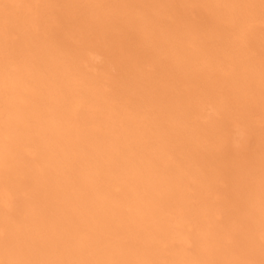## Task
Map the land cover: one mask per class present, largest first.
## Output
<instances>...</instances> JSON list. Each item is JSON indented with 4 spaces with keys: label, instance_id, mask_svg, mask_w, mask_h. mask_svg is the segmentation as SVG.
Instances as JSON below:
<instances>
[{
    "label": "rangeland",
    "instance_id": "374dc122",
    "mask_svg": "<svg viewBox=\"0 0 264 264\" xmlns=\"http://www.w3.org/2000/svg\"><path fill=\"white\" fill-rule=\"evenodd\" d=\"M2 2L5 4L4 11L8 17L6 22L0 24L1 31L3 32L0 35L4 45L8 48L7 52L3 53L2 56L5 54L7 56L5 63L13 62L14 64H19V67L20 65L30 63L31 70L25 74L29 76L26 77L29 78V81L26 80L24 86L26 84L29 86V82H31L30 87L32 89L30 91L34 90L33 84L38 73V71L33 69L37 67L34 63L36 62V57L38 59L42 55L51 53L55 56L57 55L58 62L62 63L60 66L63 70H58L60 74L55 77L52 75V79L56 84L61 83L60 88H57L61 93V97L64 94L66 104H68V99H70L69 105L66 107H62L61 105L58 108L60 109L58 120L64 124L63 131L75 132L76 125L79 127V124L82 125L84 122L87 123V121L88 128H93V126H97L98 124L101 125L103 122L101 118H103L104 114L100 112L94 114L88 107L90 106L91 109L94 107L96 108L95 110H98V107H102V105L108 107L105 104L106 101L108 105L114 104V109L109 107L107 110L116 116L115 122H113L114 125H112L119 134L116 144L117 161L120 162L117 163L114 171H122V164L125 161L127 165L129 163V167L136 166L137 158H135L136 160L128 161L126 158L130 156L134 159L135 155L139 153L137 150L138 145L134 142L135 138L133 136L139 135L136 133V130H138L137 126L141 122V117L145 116L144 113L147 114L143 110L142 113L137 114L134 110L136 104L139 103L136 98L138 93L143 95L146 92L145 94L149 95L151 99L154 97L153 108L166 112L163 113L165 115L163 117V114L157 115L161 120L154 121V124L156 125L157 123L161 128L162 124H167L170 127L171 124L168 121L173 120L176 114H181L183 121H179L183 123V127L186 126L184 129L189 131L187 136L191 142H184L186 140L184 135L183 137L180 136L183 139L177 138L176 140L171 132L164 139L159 137L158 134L155 135L156 137L154 138L156 140H154L152 145L150 144L151 146L156 145L161 147L168 145L167 147L173 150L163 156L164 159H168L167 162L171 161V164L168 163V167L160 169V174L162 173L164 176L168 174V177L170 175H178L180 177L178 178L179 180L170 182L169 190L171 193L160 189L161 187L158 186L153 191L154 193L152 192V195L148 197L154 201L156 199L155 202L157 203H154L157 204V210L155 209V211L146 209V206L142 205L141 202L144 200V197H142L140 192L139 195L130 196L132 204L128 205L127 208L126 206L122 207V209H126L123 210L127 212L125 216H128H126V220L121 221L125 228L123 231L117 227L116 222H108L104 217H102L103 220L100 218L101 221L100 219L93 218L96 222L93 221L92 224L94 226H90V228L87 227L89 224L86 225L87 222H85L90 219H81L87 216L66 218L58 226H55L48 219V216H43V218L40 216L41 211H44V209L51 215L55 211L75 210L74 208L79 206L75 203V197H77L75 192L77 190L72 186L78 182V179L75 178L77 170L71 169V166L75 162L74 160L73 163L70 161L71 159L69 160L72 164L70 166L65 161L64 163H58L56 165L57 168H55L58 171L55 173L57 175L62 174L65 178L67 189L63 197L65 204L59 202L49 205L45 204L42 210L36 208L32 210V207L27 204L26 200L33 193H43L46 191L44 186H39L43 181L40 165L33 163L30 166L28 161H25V157H21L23 161L20 158L17 159L18 161L13 160V163H8V166L5 165L7 174H3V178L0 177V191L2 192L0 194L5 192L4 199H7L10 204H5L0 196V227L5 231V229L9 230L8 227L13 225L14 232H11V235L8 233V236L5 233L4 236L0 235V264L10 263L9 259L10 255L13 254V250L11 248L9 249L11 251L4 249L3 243H9L18 233H23V236L27 237V241L31 239V241L37 243V246L43 245L45 241L52 240L57 242V244L51 247L50 253H47L48 255L42 264H78L80 261H76L71 255L73 249L78 247V244L75 246L74 243L85 242L84 244H88V241L92 244L90 242V233H94L98 228L102 229L103 233L105 232L103 237L112 241L117 240L119 238L117 237L118 235L121 236L120 240L123 241L117 242L120 244V253L106 252L104 249L95 250L90 254L92 256L89 255V258L87 254H84V258L87 259H83L82 261L88 262V259L90 260V258L96 256L97 259L105 257L106 259L109 258L107 260H113V262L109 261L107 264H123L125 261L123 257L126 256L124 254L130 248L126 240L136 235L137 233L135 232H138L140 229V226L138 227V224H135L131 218L132 214L138 212L141 216L150 213L152 218L151 216L150 218L147 216L144 218L143 224L147 222L148 226H152L153 230L159 231L165 227L163 229L164 233H154V236L151 238L154 239V244L150 250L152 257L150 258L151 260L148 259L146 264H264V216L258 219L261 213L264 214V208H262L264 207V0H2ZM27 28H33L32 32H28ZM163 35L166 37H163ZM29 36L34 37V40L26 39ZM151 38L155 40L153 41ZM30 44H32L33 48H29ZM184 47L194 53L176 61L172 54L183 50ZM237 57L238 59L235 60ZM70 59L72 60L70 61ZM64 60L65 62H63ZM175 62H177V65H181L180 63L185 65L184 70L177 69L176 66L175 68L179 73L173 70L174 68L172 67L175 65ZM244 63L255 65L254 71L248 69L244 72L245 75L244 73L241 74L243 65L245 66ZM57 64H53L54 67H52L59 66ZM117 74L118 76L122 75L118 77ZM48 75L50 76V74ZM76 75H78V78L74 80ZM230 75L235 76V79L233 78L232 81L235 84L233 83L227 89V86L223 87L222 79L224 77L229 78ZM62 77L68 78L62 80ZM192 78L196 80L193 81ZM76 82L80 83V85L84 84L82 87L85 91L84 98H82L81 91L70 92L73 90L71 89V85ZM243 84L245 87H243ZM27 85L26 87L28 88ZM220 85H222V89ZM137 87L139 89H136ZM242 87L244 90H242ZM140 89L144 90L140 91ZM220 89L221 91H219ZM156 90H158L157 93ZM238 91L239 93H237ZM236 95L237 97H235ZM125 96L127 97L126 99ZM13 97L12 100L15 99V102L16 99L18 101L23 100V98L19 99L18 96ZM99 97L100 99H98ZM131 97L133 99H130ZM80 98L84 101L83 104L78 105ZM119 99L121 101H118ZM202 99L205 100L203 101ZM8 101H11L10 97L6 100L7 104ZM1 102H3L2 105L6 103L5 99L0 98ZM177 102H183V109L182 106L180 107L181 109L178 107V110H175L176 112L167 116L166 109L175 107L173 105ZM82 105L83 111L86 109V112L79 111L85 117L81 122L82 119H78L77 117L78 112H75L77 107L75 109L74 107ZM215 106L219 107L217 112L219 115L216 113ZM214 107L215 109H213ZM29 109L30 111L34 109L32 104L29 105ZM118 109H121V112ZM128 111L132 112V114L125 113ZM150 111H148L150 115L147 114L148 117L146 115L144 118L148 119L152 115L153 112ZM136 114L140 116L138 117ZM31 115H24L25 117H22L28 120V118L31 119L33 117ZM125 115L127 116L125 117ZM96 116L97 119H95ZM22 117L19 116L21 119ZM104 117L106 116L104 115ZM129 117L131 118L129 119ZM211 120L212 122H210ZM118 122H120L121 127H119ZM154 124L153 126H155ZM131 126L134 128L133 131L127 128ZM164 127L167 128L168 126ZM192 130H195V132ZM30 132L32 133V131ZM239 132L243 135H240ZM153 134L151 133V135ZM191 135L194 137H191ZM51 136V134L48 135L46 141L49 144L52 142L55 145L54 148L60 149L56 139H51L50 141L49 138H52ZM193 139L194 141H192ZM130 141L134 142L132 144L135 148L129 149V146L131 147V144H128ZM34 142L36 141L23 143L21 148L26 153L28 151L31 156H36V143ZM70 143L68 144L70 145ZM123 143L125 144L122 145ZM120 145L122 146L120 147ZM196 145L198 146L194 147ZM70 146V148H73V144ZM186 150L188 153H186ZM184 155L185 157H182ZM124 157L125 160H123ZM184 162L189 165L193 162L195 168H198V170L193 174H188L183 167ZM162 163L158 162L157 164L162 166ZM28 167H30V171L28 174H25L24 169H28ZM14 172H16L15 176ZM136 172L137 170H129L126 173L136 174ZM159 172L157 173L156 171L154 173L160 175ZM181 175H183L184 179ZM35 184L37 187H35ZM106 192L111 195L113 191L108 192L106 190ZM160 203L162 204L159 206ZM158 206L161 209L157 208ZM12 212H18V214L20 212L19 215L21 216L28 215L26 218L21 217L19 219L21 223L15 226L14 223L16 222L12 221L14 220V216L11 215ZM154 214L159 221V223H156L158 226L155 227L153 226ZM15 219L17 220V218ZM106 221L107 223H105ZM130 222L131 226L129 225ZM61 227L62 229H60ZM51 229L53 231H50ZM47 231L51 233L49 236L47 235L49 234ZM68 232L70 233L69 235ZM0 234H2L1 231ZM109 235L112 239L109 238ZM99 237L97 235L94 239L97 240L98 238L99 240ZM25 240L26 238L20 244H26L27 241ZM188 241L191 242L190 246L193 251L186 249L183 244L181 245V243L186 244ZM145 242L147 240L144 239L137 246H141L139 248L142 249L146 248ZM9 246L11 247V245ZM85 246L84 248H87ZM84 248L81 250V253H86ZM122 253L123 256L121 255ZM87 262L84 263L88 264ZM142 263L143 261H140L135 264Z\"/></svg>",
    "mask_w": 264,
    "mask_h": 264
},
{
    "label": "bare ground",
    "instance_id": "6f19581e",
    "mask_svg": "<svg viewBox=\"0 0 264 264\" xmlns=\"http://www.w3.org/2000/svg\"><path fill=\"white\" fill-rule=\"evenodd\" d=\"M9 1V0H8ZM4 6L5 4L2 2V0H0V24L2 22H6L8 17L4 11ZM102 16V15H101ZM91 17V16H90ZM94 17V15H93ZM100 17V16H99ZM99 19V18H98ZM101 23V22H100ZM2 29L0 28V33ZM33 28H27L28 32H32ZM27 32V33H28ZM148 32V31H147ZM3 33V32H2ZM13 33V31H12ZM11 33V34H12ZM154 33V32H153ZM168 34V33H167ZM166 34V36H167ZM5 36V35H4ZM163 35V37H166ZM162 37V35H161ZM5 38V37H4ZM34 38V37H33ZM31 36H29V38H26L28 40L33 41V39ZM22 39V38H21ZM153 39V38H151ZM157 39V38H156ZM164 39V38H162ZM169 39V38H168ZM2 37L0 35V98L1 99H5L6 100L10 97L11 101H8L4 103L7 104L6 106H3L1 102L0 105V177L3 178V174H7L6 169H5V165H7L8 163L12 162L13 160H17L20 159L21 157H25V161H28V163L30 164H39L41 169L40 172L42 174V182L40 183L39 186L41 187H45L46 191L43 193H33L31 194L26 200H27V204H29L32 207V210L34 208L42 210V207L45 204H55V203H64V195L67 191L66 186H65V178L63 177L62 174L57 175L55 172H58L55 168L56 165L58 163H64L66 161V163H68V165L70 166L71 162L73 163V160L75 161L74 164L71 166V169L77 170V175L78 177L75 176V178L78 179V182L75 185H72L74 188H76L75 190H77L75 192V195L77 197L76 198V205H79L78 207L74 208L75 210H62V211H55L54 213H51V215H49L46 210L44 209V211H41L40 216L43 218L48 216V219L51 220L55 226H58L64 219L66 218H70V217H86V218H81L83 220H89V221H85L87 222L86 225H88L87 227L90 226H94L92 223L93 221H95V219L93 218H97L98 220L102 217L106 218V220L108 222H116L117 223V227L121 228V231H123L124 225L123 223H121V221H123L126 216L125 214H127V212H124L123 210L126 209H122L123 206H126V208L128 207V205L132 204V200L130 196H134L136 194L142 195V197H144V200L141 202L142 205H144V207L146 206V209L149 210H154L156 209L157 202L156 199L155 201L153 199H150L148 197H150V195H152V192L155 191V189L158 188V186H160L162 190L166 191V192H170V182L173 180H179L178 178L180 176L178 175H170L168 177L167 175H162V173L160 174L159 170L163 169V167H168V163L171 164L170 162H167L168 159H164L163 156L166 155L167 153H169L172 149L168 148V145H163L161 147H158L156 145H153L154 140H156L155 135H159V137L163 138L166 137V135L171 132L174 136V138L177 140V138L180 140L183 139L181 137H183V135L185 136V141H190L188 139L187 133H189V131L184 128H186V126H182L183 123H181L182 120L181 119V114L178 115L176 114V116L173 117V120H169L168 122L171 124L170 127L167 124H162L163 126H168L167 128H165V130H163V126L162 128L157 125L154 124V121H158V119H160V115H162L163 113H166L165 111L159 110L158 108H153L152 105H154L153 103L154 101V97L151 99L149 97V95H146L144 92V94L142 95L141 93L137 94V102L139 101V103L136 104V108L134 109L136 111V113H142L143 112H147V114L150 112H153L151 116H149L148 119L144 118L146 117V113H144V117H141V122L140 124L137 126L138 130H136L139 135H134L133 137L134 142L136 143V145H138L137 150L139 151V153H137V155H135L134 159L132 157H128L126 158V160H136L135 158H137V162H136V166H131L129 167V163L128 165L123 162L122 164V171H114L115 166L117 165V163H119L118 160V153H117V144H116V140L117 138H119V134L116 131V129H114L113 125L116 119V116H114L113 113L107 111L109 107H112V109H114V104L113 105H108L107 101L105 102V104L108 107H104L102 104V107H98V110H95L96 108L89 106L88 108L90 110H92V112L94 114H96V112H100L103 113L106 117H104L103 115V122L100 124H98L97 126H93V128H88L87 127V123L84 122L82 125L79 124V127H77L78 125L75 126V132L71 131V132H67V131H63L62 129L64 128V124L60 123L58 120V115L60 114V109H58L61 105L63 106H67L70 103V99H68V104H66V99L64 94L62 95V97L60 96V92L59 89L57 87L60 88L61 83H55L52 79V77L57 76L58 74H60L58 72L63 70L62 67L60 66L62 63L58 62L56 56L54 54L49 53L48 55H42L41 57H39L36 59L35 65H37V67L33 68L36 71H38V73L35 71V73H37V78L34 82V90L35 92H31L30 89H32V87H30L31 82H27L29 84L28 88L26 87V85L24 86V83H26V80L29 81V77L28 75H25L27 72H29L30 69V63H27L26 65H17L16 63L14 64L13 62L11 63H5L7 60V56L6 54L2 56L3 53L7 52L6 50H8V48H6V46L4 45V42L2 41ZM25 40V39H24ZM143 40V39H142ZM155 39H153L154 41ZM158 40V39H157ZM156 40V41H157ZM164 41V40H162ZM167 41V40H166ZM30 42V41H29ZM11 43V41H10ZM26 43V42H25ZM156 43V42H155ZM33 48L32 44L29 45V48ZM37 48V47H36ZM53 48V47H52ZM133 48V47H132ZM186 47L183 48V50L176 52L173 55V58L177 61V60H181L180 58H185L187 55H190L192 52L191 50L185 49ZM66 49V48H64ZM175 49V48H174ZM43 50V49H42ZM58 50V49H57ZM77 50V49H76ZM99 50V49H98ZM97 50V51H98ZM4 51V52H3ZM11 51V50H10ZM9 51V52H10ZM30 51V50H29ZM63 51V50H62ZM72 51V50H71ZM45 52V51H44ZM49 52V51H48ZM95 52V51H94ZM170 52V51H169ZM13 53V52H12ZM34 53V51H33ZM61 53V52H60ZM76 53V52H75ZM171 53V52H170ZM169 53V54H170ZM47 54V53H46ZM57 54V53H56ZM14 55V54H13ZM171 55V54H170ZM23 56V55H22ZM53 56V59H52ZM64 56V55H63ZM123 56V55H122ZM138 56V55H137ZM146 56V55H145ZM239 56V55H238ZM68 58V57H67ZM73 58V57H72ZM78 58V57H77ZM76 58V59H77ZM94 59V58H93ZM139 59V58H138ZM238 59L235 58V60ZM26 60V59H25ZM32 60V59H31ZM67 61V59H65ZM65 60L63 62H65ZM72 59H70L71 61ZM78 60V59H77ZM76 60V61H77ZM80 60V59H79ZM34 61V60H33ZM60 61V60H59ZM9 62V61H8ZM22 62V61H21ZM20 62V63H21ZM31 62V61H29ZM58 63V64H57ZM84 63V62H83ZM177 62H175V65L172 67L174 68L173 70H176L175 66L177 67V69H181L184 70L185 65H183L182 63H180L181 65H177ZM179 63V61H178ZM230 63V62H229ZM252 63V62H251ZM23 64V63H22ZM53 64H57L59 66H56L55 68H53ZM68 64V63H67ZM136 64V63H135ZM174 64V63H173ZM172 64V65H173ZM245 64V63H244ZM53 66V67H52ZM68 66V65H67ZM86 66V65H85ZM255 67V65L253 64H245V66L243 65L242 68V73L243 74L246 70L250 69L252 71L253 68ZM68 68V67H67ZM82 68V67H81ZM187 68V67H186ZM185 68V70H186ZM234 68V67H232ZM65 69V68H64ZM70 69V68H69ZM258 69V68H257ZM75 71V70H74ZM73 71V72H74ZM177 71V70H176ZM34 72V71H33ZM93 72V71H92ZM96 72V71H95ZM178 72V71H177ZM182 72V71H181ZM187 72V70H186ZM237 72V71H236ZM256 72V71H255ZM97 73V72H96ZM179 73V72H178ZM232 73V71H231ZM249 73V72H248ZM246 73V74H248ZM24 74V75H22ZM50 74V76L48 75ZM93 74V73H92ZM150 74V73H149ZM185 74V73H184ZM188 74V73H187ZM229 74V73H228ZM33 75V74H32ZM53 75V76H52ZM79 75V74H78ZM78 75L75 76V79L78 78ZM122 75V74H120ZM119 75V76H120ZM148 75V74H147ZM194 75V74H193ZM192 75V76H193ZM234 75V73H233ZM245 75V73H244ZM254 75V74H253ZM31 76V74H30ZM35 76V75H34ZM49 76V77H48ZM92 76V75H91ZM90 76V78H91ZM118 76V74H117ZM118 76V77H119ZM196 76V74H195ZM226 76V75H225ZM239 76V75H238ZM242 76V75H241ZM151 77V76H150ZM200 77V76H199ZM205 77V76H204ZM235 76L230 75L229 78H225L222 79L223 87L227 86V89H229L234 82L233 78ZM244 77V76H243ZM242 77V78H243ZM32 78H34L32 76ZM68 77H62V80L67 79ZM122 78V76H121ZM120 78V79H121ZM147 78V77H146ZM117 79V78H115ZM154 79V78H153ZM190 79V78H189ZM193 81L198 79V77H196V79L192 78ZM235 79V78H234ZM60 80V79H59ZM144 80V79H143ZM201 80V77H200ZM31 81V80H30ZM61 81V80H60ZM69 81V80H68ZM84 81V80H83ZM119 81V80H118ZM123 81V80H122ZM54 84H53V83ZM175 82V81H174ZM221 82V80H220ZM237 82H238V77H237ZM96 83V81H95ZM112 83V82H111ZM136 83V82H135ZM156 83V82H155ZM163 83V82H162ZM172 83V82H171ZM207 83V82H206ZM115 84V83H114ZM118 84V83H117ZM173 84V83H172ZM235 84V83H234ZM240 84V83H239ZM87 85V84H86ZM85 85V86H86ZM97 85V84H96ZM125 85V84H124ZM128 85V84H127ZM136 85V84H135ZM164 85V84H163ZM218 85V84H216ZM222 85H220L221 89H222ZM242 85V83H241ZM73 90H71L70 92H76V91H81L80 93H82L81 95H83L82 98H84L85 96V91L82 89V87L84 86V84L82 83V85H80V83L78 84L77 82L74 83L73 85H71ZM89 86V85H88ZM98 86V85H97ZM140 86V85H139ZM143 86V85H142ZM148 86V85H147ZM176 86V85H175ZM30 87V88H29ZM65 87V86H64ZM145 87V86H144ZM157 87V86H156ZM219 87V86H217ZM243 87L244 84H243ZM242 87V90H244ZM66 88V87H65ZM149 88V86H148ZM174 88V87H173ZM87 89V88H86ZM97 89V88H96ZM111 89V88H110ZM136 89H139V87H137ZM142 89V88H141ZM140 91H143L141 90ZM154 89V88H153ZM221 89L219 91H221ZM241 89V88H240ZM93 90V89H92ZM124 90V89H123ZM146 90V89H145ZM155 90V89H154ZM209 90V89H207ZM206 90V92H207ZM95 91V89H94ZM113 91V90H112ZM118 91V90H117ZM129 91V90H128ZM149 91V90H148ZM152 91V89H151ZM150 91V92H151ZM158 90H156L157 93ZM233 91V88H232ZM237 91V90H236ZM97 92V91H95ZM123 92V91H122ZM135 92V91H134ZM138 92V91H137ZM223 92V91H222ZM104 93V92H103ZM110 93V92H109ZM124 93V92H123ZM205 95L206 93L203 92ZM221 93V92H220ZM225 93V92H224ZM239 93V91L237 92ZM243 93V91H242ZM107 94V93H105ZM103 94V95H105ZM121 94V93H120ZM148 94V92H147ZM151 94V93H150ZM195 94V93H194ZM99 95V93H98ZM97 95V96H98ZM159 95V93H158ZM208 95V94H207ZM232 95V94H231ZM13 96H18L19 99L23 98V100H17L15 102V99L12 100V98H14ZM64 96V97H63ZM87 96V95H86ZM96 96V95H95ZM109 96V95H107ZM120 96V95H118ZM127 96V95H126ZM125 96V99L127 98ZM239 96V95H238ZM102 97V96H100ZM100 97L98 99H100ZM123 97V96H121ZM178 97V96H176ZM196 97V96H195ZM237 97V95L235 96ZM118 98V97H117ZM129 98V97H128ZM149 98V100H147ZM185 98V97H184ZM211 98V97H210ZM89 99V98H88ZM91 99V98H90ZM103 99V98H102ZM112 99V98H111ZM122 99V98H120ZM118 101H121V100ZM130 99H133V97H131ZM135 99V98H134ZM176 99V98H175ZM93 100V99H92ZM136 100V99H135ZM156 100V99H155ZM170 100V99H169ZM185 100V99H184ZM197 100V99H196ZM203 100V99H202ZM205 100V99H204ZM203 100V101H204ZM215 100V99H214ZM72 101V100H71ZM83 101L81 98L79 99L78 105L79 104H83ZM104 101V100H103ZM117 101V100H116ZM127 101V100H126ZM132 101V100H130ZM160 101V100H159ZM190 101V100H189ZM93 102V101H92ZM97 102V101H96ZM102 102V101H101ZM112 102V101H111ZM161 102V101H160ZM169 102V101H168ZM172 102V101H171ZM176 102V101H175ZM199 102H201L199 100ZM219 102V101H218ZM217 102V103H218ZM89 103V102H88ZM95 103V101H94ZM120 103V102H119ZM193 103V102H192ZM191 103V104H192ZM205 103V102H204ZM32 104L34 109H32L30 111L29 109V105ZM98 104V103H96ZM95 104V105H96ZM100 104V103H99ZM126 104V103H125ZM133 104V102H132ZM157 104V103H156ZM171 104V103H170ZM73 105V104H72ZM94 105V106H95ZM117 105V104H116ZM120 105V104H118ZM163 105V104H162ZM183 105V102H177L174 103L173 106L175 107H171L166 109L167 111V116L171 115L172 113L176 112L179 107V109H181L180 107ZM241 105V104H240ZM93 106V105H92ZM172 106V105H171ZM219 106V105H218ZM221 106V105H220ZM244 106V105H243ZM77 107V108H76ZM118 107V106H117ZM128 107V106H127ZM130 107V105H129ZM133 107V106H132ZM166 107V106H165ZM187 107V106H186ZM196 107V106H195ZM216 107V109H215ZM213 109L216 110V113L218 112V108L217 106H215ZM222 107V106H221ZM76 108L75 112L77 113V117L78 119H82L81 122L85 119V117H83L82 113H79V111H83V105L82 106H75L74 109ZM134 108V107H133ZM175 108V109H174ZM185 108V106H184ZM188 108V107H187ZM241 108V106H240ZM111 109V110H112ZM163 109V108H162ZM164 109V110H165ZM183 109V106H182ZM222 109V108H221ZM107 112H106V111ZM121 110V109H120ZM118 109V111H120ZM176 110V111H175ZM195 110V109H194ZM89 112V110H87ZM115 111V110H114ZM112 111V112H114ZM123 111H125V109H123ZM127 111V110H126ZM180 111V110H179ZM178 111V112H179ZM62 112V111H61ZM86 112V109L85 111ZM121 112V111H120ZM118 112V113H120ZM134 112V111H133ZM177 112V113H178ZM125 113H131L132 112H125ZM154 113H156V115H154ZM187 113V112H186ZM204 113V112H203ZM32 114V115H31ZM86 114V113H85ZM124 114V113H123ZM136 114V115H137ZM212 114V113H211ZM28 116L31 115L33 117H31V119L28 118V120H26L25 118H23L22 116ZM93 115V114H92ZM98 115V114H97ZM119 115V114H118ZM150 115V114H148ZM147 115V117H148ZM159 115V116H157ZM175 115V114H174ZM217 115H219V113H217ZM222 115V114H221ZM226 115V113H225ZM17 116V117H16ZM19 116L22 117L19 118ZM24 116V117H25ZM127 115H125L126 117ZM132 116V115H131ZM138 117L140 115H137ZM165 116L164 114L162 115V117ZM212 116V115H211ZM15 117V118H13ZM76 117V118H77ZM88 117V116H87ZM156 117V118H155ZM131 117H129L130 119ZM133 118V117H132ZM61 119V118H60ZM97 119V116L96 118ZM125 119V118H124ZM127 119V118H126ZM143 119V120H142ZM163 119V118H162ZM63 120V119H62ZM75 120V119H74ZM118 120V119H117ZM138 120V119H136ZM161 120V119H160ZM210 120V119H209ZM78 121V120H77ZM91 121V120H89ZM97 121V120H96ZM102 121V120H100ZM119 121V120H118ZM124 121V120H123ZM183 121V120H182ZM73 122V121H72ZM75 122V121H74ZM92 122V121H91ZM121 122V119H120ZM118 122V124L120 123ZM130 123V121H128ZM136 122V121H135ZM149 122V123H148ZM162 122V121H161ZM167 122V123H168ZM212 122V120L210 121ZM93 123V122H92ZM125 123V121H124ZM163 123V122H162ZM166 123V122H165ZM185 123V121H184ZM208 123V122H205ZM77 124V123H76ZM91 124V123H90ZM113 124V125H112ZM122 124V123H121ZM135 124V123H133ZM153 124L155 126H153ZM159 124V123H158ZM213 124V123H212ZM215 124V123H214ZM70 125V123H69ZM92 125V124H91ZM96 125V124H95ZM137 125V124H136ZM211 125V123H210ZM67 126V125H66ZM116 126V125H115ZM128 126V124H127ZM233 126V125H232ZM119 127L120 124H119ZM123 127V124H122ZM190 127V126H189ZM118 128V125H117ZM128 130L133 131V127H127ZM190 129V128H189ZM74 130V129H73ZM150 130H152V132H150ZM196 130V129H195ZM195 130H192L195 132ZM32 131V133L30 132ZM120 132V131H119ZM122 132V131H121ZM150 132V133H149ZM151 133H156L151 135ZM193 133V132H192ZM203 133V132H202ZM240 133V132H239ZM52 135V138H49L50 141L51 139H56L58 145L60 146V149H56L54 148L55 145L49 144L48 141H46V139H48V135ZM121 134V133H120ZM171 134V135H172ZM214 134V133H213ZM144 135V136H143ZM193 135V134H192ZM191 137H194L192 136ZM201 135V134H200ZM240 135H243L240 133ZM132 136V135H131ZM143 136V137H142ZM181 136V137H180ZM238 136V135H237ZM40 138V139H39ZM129 138V137H128ZM198 138V137H197ZM241 138V137H240ZM130 139V138H129ZM191 139V138H190ZM202 139V138H201ZM30 141H36L34 143H36L35 146V152H36V156H31L29 154V152L26 151L24 152L23 149L21 148V146L23 145V143H28ZM194 141V139L192 140ZM196 141V138H195ZM198 141V140H197ZM222 141V140H221ZM220 141V142H221ZM228 141V140H227ZM73 144V148H70ZM113 142V143H112ZM121 142V141H120ZM134 142L130 141L128 144H131V147L129 146V149H133L135 148V146H133ZM172 142V141H171ZM183 142V141H182ZM70 143V145L68 144ZM133 143V144H132ZM173 143V142H172ZM179 143V142H178ZM197 143V142H195ZM201 143V142H200ZM215 143V142H214ZM125 143H123L122 145H124ZM151 144V145H150ZM181 144V143H180ZM187 144V143H185ZM191 144V143H190ZM199 144V142H198ZM220 144V143H219ZM69 145V147H68ZM120 145V147L122 146ZM150 145V146H148ZM177 145V144H176ZM175 145V146H176ZM179 145V144H178ZM194 145V144H193ZM211 145V144H210ZM141 146V147H139ZM183 146V145H182ZM189 146V145H188ZM187 146V147H188ZM198 145L194 146L197 147ZM203 146V145H202ZM125 147V146H124ZM216 147V146H215ZM181 148V147H180ZM202 148V147H201ZM200 148V150H201ZM189 149V148H188ZM193 149V148H192ZM213 149V148H212ZM177 150V149H176ZM191 150V149H190ZM208 150V149H206ZM141 151V153H140ZM173 151V150H172ZM199 151V149H198ZM209 151V150H208ZM223 151V150H222ZM131 152V151H130ZM244 152V151H243ZM32 153V151H31ZM133 153V152H132ZM177 153V152H175ZM186 153L187 150H186ZM191 153V152H189ZM26 154V155H25ZM122 154V153H121ZM208 154V153H207ZM244 154V153H243ZM33 155V154H32ZM188 155V154H187ZM239 155V154H238ZM30 156V157H29ZM123 156V155H122ZM200 156V155H199ZM206 156V155H205ZM211 156V155H210ZM242 156V155H241ZM248 156V155H247ZM182 157H185L182 156ZM233 157V156H232ZM245 157V155H244ZM170 158V157H169ZM197 158V157H196ZM207 158V157H206ZM224 158V157H223ZM256 158V157H255ZM71 159V160H70ZM123 159V158H122ZM181 159V158H180ZM213 159V158H212ZM71 162H70V161ZM125 160V157L124 159ZM122 160V161H123ZM195 160V159H194ZM207 160V159H206ZM226 160V159H225ZM18 161V160H17ZM21 161H23V158H21ZM121 161V162H122ZM178 161V160H176ZM200 161V159H199ZM163 162L160 166L157 163ZM174 162V161H173ZM211 162V161H210ZM13 163V162H12ZM18 163V162H17ZM175 163V162H174ZM179 163V162H178ZM183 163V162H182ZM185 163V162H184ZM209 163V162H208ZM247 163V162H246ZM252 163V162H251ZM254 163V162H253ZM203 164V163H202ZM201 164V165H202ZM233 164V163H232ZM77 165V167H76ZM127 165V166H126ZM179 165V164H178ZM177 165V166H178ZM182 165V164H180ZM262 165V164H261ZM260 165V166H261ZM8 166V165H7ZM14 166V165H13ZM121 166V165H120ZM200 166V165H199ZM25 167V166H24ZM38 167V166H37ZM37 167H35L37 169ZM126 167V168H125ZM162 167V168H161ZM184 169L185 172H188V174H193L195 173L198 168L196 169L193 162L192 164H184ZM182 167V168H183ZM30 167H28V169H24V173L28 174L30 169ZM59 168V167H58ZM70 168V167H69ZM120 168V167H118ZM202 168V167H201ZM206 168V167H205ZM215 168V167H214ZM253 168V165H252ZM8 169V168H7ZM196 169V170H195ZM248 169V168H247ZM4 170V171H3ZM39 170V169H37ZM64 170V169H63ZM121 170V169H120ZM133 171V170H137L136 174L134 173H126L127 171ZM221 170V169H219ZM239 170V169H238ZM246 170V169H245ZM256 170V169H255ZM126 171V172H125ZM157 173L159 172L160 175H156L154 172ZM183 171V170H181ZM9 172V170H8ZM239 172V171H238ZM14 176L16 175V172H14ZM23 173V172H22ZM10 174V173H9ZM12 174V173H11ZM166 174V173H165ZM180 174V173H179ZM242 174V173H241ZM20 175V174H19ZM197 175V174H196ZM25 176V175H24ZM65 176V175H64ZM177 176V177H176ZM183 175H181L182 177ZM213 176V175H212ZM9 177V176H8ZM7 177V178H8ZM21 177V176H20ZM40 177V176H39ZM37 177V178H39ZM194 177V176H193ZM207 177V176H206ZM217 177V176H216ZM249 177V176H248ZM74 178V177H73ZM183 178V177H182ZM213 178V177H212ZM221 178V177H220ZM258 178V177H257ZM5 179V178H4ZM184 179V178H183ZM224 179V178H223ZM242 179V178H241ZM7 180V179H6ZM13 180V179H12ZM68 180V179H67ZM15 181V180H14ZM40 181V180H39ZM223 181V180H222ZM52 182V183H51ZM175 182V181H174ZM183 182V181H182ZM186 182V181H184ZM193 182V181H192ZM36 183V181H35ZM38 183V180H37ZM188 183V182H187ZM206 183V182H205ZM222 183V182H221ZM235 183V182H234ZM26 184V183H25ZM176 184V183H174ZM189 184V183H188ZM217 184V183H216ZM236 184V183H235ZM36 185V184H35ZM46 185V186H45ZM50 185V186H49ZM67 185V184H66ZM183 185V183H182ZM232 185V184H231ZM255 185V184H254ZM257 185V184H256ZM68 186V185H67ZM190 186V185H189ZM233 186V185H232ZM236 186V185H235ZM234 186V188H235ZM33 187V186H32ZM37 187V185L35 186ZM174 187V186H173ZM177 187V186H176ZM178 188V187H177ZM202 189V188H201ZM26 190V189H24ZM43 190V189H42ZM106 190L108 192H112L111 195L107 194ZM142 190V191H141ZM231 190H233L231 188ZM238 190V189H236ZM158 191V190H157ZM176 191V190H175ZM178 191V190H177ZM202 191V190H201ZM228 191V190H227ZM69 192V191H68ZM73 192V191H71ZM0 193H2L0 191ZM154 193V192H153ZM183 193V191H182ZM231 193V192H230ZM4 194H0L1 199H3L2 201H4L5 204H10V202L8 203L7 199H4ZM229 195V194H228ZM24 196V195H23ZM74 197V196H73ZM192 198V197H191ZM255 198V197H254ZM184 199V198H183ZM135 200V199H134ZM232 200V199H231ZM17 201V200H16ZM158 201V200H157ZM163 201V200H162ZM74 202V201H73ZM155 202V203H154ZM161 202V201H160ZM183 202V201H182ZM233 202V201H232ZM253 202V201H252ZM124 203V204H123ZM164 203V202H163ZM201 203V202H200ZM65 204V203H64ZM162 203L159 204V206ZM194 204V203H193ZM226 204V203H225ZM258 204V203H256ZM254 204V205H256ZM57 205V204H56ZM259 205V204H258ZM9 206V205H8ZM24 206V205H23ZM22 206V207H23ZM54 206V205H53ZM157 207L159 209H161V207ZM164 206V204H163ZM232 206V205H231ZM264 206V205H263ZM56 207V206H55ZM54 207V208H55ZM10 208V206H9ZM26 208V207H25ZM58 208V207H57ZM124 208V207H123ZM199 208V207H198ZM217 208V207H216ZM215 208V209H216ZM264 208V207H262ZM261 208V209H262ZM130 209V208H129ZM165 209V207H164ZM157 210V209H156ZM225 210V209H224ZM237 210V209H236ZM190 211V210H189ZM196 211V210H195ZM25 212V211H24ZM131 212V211H130ZM234 212V211H233ZM11 213V212H10ZM155 213V212H152ZM158 213V212H157ZM169 213V212H168ZM20 214V212H19ZM18 212L14 213L12 212L11 215H13L14 220H12L15 226L19 225L20 222V218L24 217L26 218V216L28 215H19ZM170 214V213H169ZM198 214V213H197ZM225 214V213H224ZM252 214V213H251ZM93 215V216H92ZM196 215V214H195ZM147 216H149L150 218V213L148 215H142L138 212V213H134L131 215L132 220L134 221L135 224H138V227L140 226V229L138 230V232L136 235L132 236L131 233H129L132 237H129L128 240H126V243H128L130 245L129 250L124 254L126 255L125 257H123V259H125L123 264H135V263H139L140 261H143L142 264H146L148 259H150L152 257L150 250L151 247L154 244V239H151L154 236V233L156 234H161L164 233L165 231L163 229H160L159 231L157 230H153L151 227L152 226H148V223L145 222V224H143L144 222V218H146ZM264 214H260L258 219L263 218ZM29 217V216H28ZM128 217V216H127ZM154 227L158 226L156 225V223H159L157 216L154 214ZM221 217V216H220ZM17 218V220L15 219ZM152 218V216H151ZM244 218V217H243ZM28 219V218H27ZM25 219V220H27ZM74 219V218H73ZM217 219V218H216ZM224 219V218H223ZM235 219V218H234ZM42 220V219H41ZM40 220V221H41ZM103 220V218H102ZM126 220V219H125ZM240 220V219H239ZM101 221V219H100ZM107 221L105 223H107ZM128 221V220H127ZM179 221V220H178ZM186 221V220H185ZM211 221V220H210ZM214 221V220H213ZM246 221V220H245ZM50 222V221H49ZM72 222V221H71ZM82 222V221H81ZM96 222V221H95ZM94 222V223H95ZM99 222V221H98ZM104 222V221H103ZM132 222V221H131ZM131 222L129 223V225L131 226ZM202 222V221H201ZM209 222V221H208ZM220 222V221H219ZM133 223V222H132ZM216 223V222H215ZM223 223V222H222ZM258 223V222H257ZM17 224V225H16ZM23 224V223H22ZM51 224V223H50ZM92 224V225H91ZM176 224V223H175ZM214 224V223H213ZM218 224V223H217ZM239 224V223H238ZM261 224V223H260ZM6 225V224H5ZM73 225V224H72ZM97 225V224H96ZM209 225V224H208ZM33 226V225H32ZM31 226V227H32ZM66 226V225H65ZM98 226V225H97ZM179 226V225H178ZM216 226V225H214ZM6 227V226H5ZM45 227V226H44ZM73 227V226H72ZM77 227V226H76ZM108 227V226H107ZM258 227V226H257ZM256 227V228H257ZM34 228V226H33ZM46 228V227H45ZM50 228V227H49ZM65 228V227H64ZM71 228V227H70ZM91 228V227H90ZM102 228V227H100ZM9 230L5 229L2 230L0 227V231L2 234V236L5 235L8 236V233L11 235V232H14V226H10L8 227ZM39 229V228H38ZM55 229V227H54ZM62 229V227L60 228ZM89 229V228H88ZM107 229V228H106ZM64 230V229H63ZM66 230V229H65ZM70 230V229H69ZM73 230V229H72ZM92 230V229H91ZM102 229H97L94 231V233H90V242L92 244H90L88 241V244H84L85 242H81L79 243H74V245L76 246L78 244V247H75V249H73V251L71 252V255L76 259V261H80L78 264H85L84 262L87 261H82L83 259H87L84 258V254H87L88 258L89 255L92 254V252H94L95 250H103L106 252H111V253H120V247L118 244L119 241H123L120 240L121 236H117L119 237L117 240H110L106 237H103L105 232L103 233L101 231ZM166 230V229H165ZM209 230V229H206ZM50 231H53L52 229ZM50 231H47L48 236L51 234ZM7 232V233H6ZM29 232V231H28ZM65 232V231H64ZM71 232V231H70ZM118 232V231H117ZM125 232V231H124ZM30 233H32V231H30ZM28 233V234H30ZM53 233V232H52ZM208 233V231H207ZM15 234V233H14ZM57 234V232H56ZM67 234V232H66ZM70 233L68 232V235ZM101 234V235H100ZM203 234V233H202ZM13 235V234H12ZM17 235H19L17 237ZM15 238L11 239L9 241V243L5 242L3 243L4 249H10L13 250V254L10 255V263H18V264H42L43 261L45 260V257H47V253H50L51 247H53L55 244H57L56 241H48L41 246H37V243L31 241V239L29 241H27V237L23 236V233L21 234H17ZM21 235V236H20ZM31 235V234H30ZM73 235V234H72ZM99 235V240L97 238L94 239L95 236ZM246 235V234H245ZM6 236V237H7ZM14 236V235H13ZM54 236V235H53ZM87 236V234H86ZM30 237V236H29ZM157 237V236H156ZM159 237V236H158ZM242 237V236H241ZM5 239V237H3ZM26 238L25 241H27L26 244H20L21 241H23ZM109 238L110 235H109ZM255 238V237H254ZM1 239V238H0ZM29 239V238H28ZM112 239V238H111ZM147 240V242H145L146 244V248H139L141 246H137L142 240ZM40 242V241H39ZM118 242V243H117ZM189 242V241H188ZM186 242V244L181 243V245L183 244L184 247H186V249H191L190 243L191 242ZM207 242V241H206ZM50 243V244H49ZM64 243V240H63ZM245 243V242H244ZM66 244V243H65ZM176 244V243H175ZM11 245V247L9 246ZM84 245H86L84 248ZM142 245V244H141ZM13 246V247H12ZM68 247V246H67ZM71 247V246H69ZM129 247V246H128ZM2 248V247H1ZM58 248V247H57ZM73 248V245H72ZM71 248V249H72ZM85 249L86 253H81L82 249ZM254 248V247H253ZM3 249V248H2ZM5 250V251H6ZM9 250V251H11ZM53 250V249H52ZM65 250V249H64ZM8 251V252H9ZM62 251V250H61ZM193 251V250H192ZM66 252V251H65ZM84 252V251H83ZM6 253V252H5ZM123 256V253L121 254ZM92 256V255H90ZM96 257V256H95ZM92 257L90 258V260L88 259V264H107L109 261L113 260H107L109 258H99L97 259V257ZM99 257V255H98ZM2 259V258H1ZM54 259V258H53ZM120 259V260H121ZM258 259V258H257ZM151 260V259H150ZM168 260V259H167ZM5 261V260H4ZM47 261V260H46ZM54 261V260H53ZM48 262V261H47ZM56 263V261H55ZM63 263V262H62ZM67 263V262H66ZM2 264V263H1ZM4 264V263H3ZM6 264V263H5ZM48 264V263H47ZM167 264V263H166ZM172 264V263H171Z\"/></svg>",
    "mask_w": 264,
    "mask_h": 264
}]
</instances>
